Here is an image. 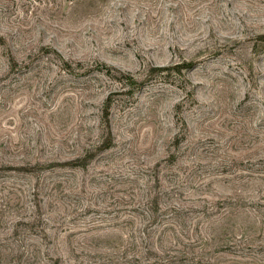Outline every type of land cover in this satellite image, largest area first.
Segmentation results:
<instances>
[{
  "label": "rangeland",
  "instance_id": "1",
  "mask_svg": "<svg viewBox=\"0 0 264 264\" xmlns=\"http://www.w3.org/2000/svg\"><path fill=\"white\" fill-rule=\"evenodd\" d=\"M0 264H264V0H0Z\"/></svg>",
  "mask_w": 264,
  "mask_h": 264
},
{
  "label": "trees",
  "instance_id": "2",
  "mask_svg": "<svg viewBox=\"0 0 264 264\" xmlns=\"http://www.w3.org/2000/svg\"><path fill=\"white\" fill-rule=\"evenodd\" d=\"M184 68H190L192 66L191 62H185L182 64Z\"/></svg>",
  "mask_w": 264,
  "mask_h": 264
}]
</instances>
